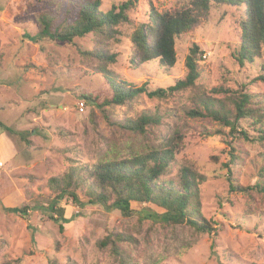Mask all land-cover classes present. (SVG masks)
I'll list each match as a JSON object with an SVG mask.
<instances>
[{
  "label": "rangeland",
  "instance_id": "rangeland-1",
  "mask_svg": "<svg viewBox=\"0 0 264 264\" xmlns=\"http://www.w3.org/2000/svg\"><path fill=\"white\" fill-rule=\"evenodd\" d=\"M99 1L107 11L128 0ZM192 1L137 0L113 37L89 33L69 42L39 32L41 17L49 18L57 32L74 24L70 0H0V264H264V194L259 189L264 142L257 138L262 134L257 116L238 120L230 131L208 117L188 115L193 109L203 112L200 101L208 97L223 103L232 118V97L239 92L252 95L254 102L264 99V84L254 80L264 72V56L243 66L236 60L243 7L211 3L176 39L172 67L158 59L130 62L131 35L148 20L150 8L175 13L191 8ZM193 46L201 53L192 87L164 98L142 94L123 106L102 104L110 91L90 54L114 55L107 69L117 80L166 90L185 78V58ZM87 95L91 99L83 98ZM262 106L252 108L263 111ZM143 115L155 119L144 133L120 126ZM168 139L175 154L162 180L176 182L182 168L203 178L199 211L215 224L214 237L184 224L141 221L140 210L163 213L154 205L133 202L132 214L123 216L100 204L78 206L67 196L56 205L68 219L59 230L57 216L51 219L48 210L55 196L51 177L73 165L143 154ZM233 186L252 189L231 191ZM76 193L84 199L83 192ZM13 207L26 212L3 211Z\"/></svg>",
  "mask_w": 264,
  "mask_h": 264
},
{
  "label": "trees",
  "instance_id": "trees-1",
  "mask_svg": "<svg viewBox=\"0 0 264 264\" xmlns=\"http://www.w3.org/2000/svg\"><path fill=\"white\" fill-rule=\"evenodd\" d=\"M136 1L128 0L104 11L100 9L99 0L79 2L70 0L67 9L76 14L74 24L64 32H57L53 30L49 18L41 17L39 34L70 42L74 37L93 33L107 40L116 34L115 27L127 21L126 12ZM211 3L243 7V13L240 15V42L236 56L239 65L252 63L256 58L264 56V0H193L191 8H184L175 13H158L154 8H150L148 20L131 35L133 45L131 64L137 65L158 59L161 65L172 67L175 63L176 39L197 23L198 18L208 11ZM200 53L197 46L190 49L185 58L187 68L185 78L176 80L166 90L153 91L148 90L145 83L135 86L114 78L107 69L108 64L115 61L114 55H107L103 50L90 54L97 59L94 71L103 76L110 91L109 98L103 100L102 104L123 106L142 94L149 98H164L169 93L192 87L199 78L196 57L197 55L200 57ZM260 68L263 71L264 64ZM254 80L264 84V72H260ZM83 98L91 99L88 95ZM232 99L234 120L232 113L223 106V103L209 97L200 101L203 112L193 109L188 111V115L208 117L230 127V131L235 129L238 120L257 116L255 122L259 124L262 133L257 138L264 142V110L257 111L256 108H252L256 104H263L262 108H264V99L254 102L252 95L242 92ZM154 121V118L143 115L134 121H127L129 123L123 122L120 126L129 131L144 133V127ZM4 131L12 132L8 128H4ZM241 134L246 137L245 133L241 132ZM177 139L178 136L173 141ZM171 142L172 139H168L159 148L142 152L143 154H132L94 165L86 163L73 165L62 175L51 177L48 184L55 195L48 207L51 219L58 218L59 230L62 231L68 219L64 217V210L56 208V205L63 196L71 198L78 206L100 204L107 210H118L123 216L132 214L131 203L134 202L154 205L164 210L161 214L149 209L140 210L138 217L141 221L184 224L197 233L214 237L215 224L201 217L199 211L198 182L203 178L188 168H182L176 182L162 180L165 170L174 159L175 152ZM230 189L245 192L252 188L233 186ZM259 189L264 194V185ZM76 190L83 192V200L79 199ZM3 211L9 214H22L26 212V208H3ZM55 216L57 218H54Z\"/></svg>",
  "mask_w": 264,
  "mask_h": 264
},
{
  "label": "crops",
  "instance_id": "crops-1",
  "mask_svg": "<svg viewBox=\"0 0 264 264\" xmlns=\"http://www.w3.org/2000/svg\"><path fill=\"white\" fill-rule=\"evenodd\" d=\"M4 138L3 135L0 134V143H1V140Z\"/></svg>",
  "mask_w": 264,
  "mask_h": 264
},
{
  "label": "built area",
  "instance_id": "built-area-1",
  "mask_svg": "<svg viewBox=\"0 0 264 264\" xmlns=\"http://www.w3.org/2000/svg\"><path fill=\"white\" fill-rule=\"evenodd\" d=\"M80 110H82V108H80Z\"/></svg>",
  "mask_w": 264,
  "mask_h": 264
}]
</instances>
